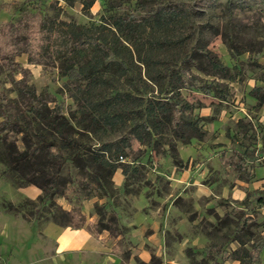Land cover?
Returning <instances> with one entry per match:
<instances>
[{
	"label": "trees",
	"instance_id": "1",
	"mask_svg": "<svg viewBox=\"0 0 264 264\" xmlns=\"http://www.w3.org/2000/svg\"><path fill=\"white\" fill-rule=\"evenodd\" d=\"M64 1L71 7L81 1L85 12L96 2ZM158 2L107 0L99 23L82 25L58 15L43 17L24 11L21 18L0 25V72L13 74L11 91L16 93L12 98L0 92V163L17 187L34 185L42 191L34 215L43 217L46 211L48 219L60 227L84 228V201L112 199L118 169L125 175L126 190L129 181L145 169L135 160H121L129 157L132 139L154 146V137H160L166 128L176 143L204 139L198 119L186 114L193 107L181 92L201 84L193 68L223 78H228L229 69L208 49V43L195 41L207 29L198 21L204 12L188 1ZM210 3L199 0L197 5L209 8ZM230 49L237 57L245 51ZM23 54L29 57V64L55 68L67 77L73 84L70 97L75 106L39 94L27 79L29 69L17 61ZM18 74L22 78L17 79ZM202 87L208 94L215 90L212 84ZM252 92L262 105L264 86ZM108 133L122 136L117 142H107L103 136ZM176 149V145L169 149L175 164L179 162ZM78 175L83 176L81 181ZM70 191L75 200L67 197ZM62 197L71 203L77 200L79 205L66 210L56 200ZM259 201L264 203V197ZM111 205L109 201L95 204L99 220L91 225L97 232L88 229L94 236L106 231L115 238L126 234ZM227 218L219 222L228 223ZM233 236L239 243L236 261L261 263L263 238H256L240 222ZM185 253L189 264H210L198 259L195 249Z\"/></svg>",
	"mask_w": 264,
	"mask_h": 264
},
{
	"label": "rangeland",
	"instance_id": "2",
	"mask_svg": "<svg viewBox=\"0 0 264 264\" xmlns=\"http://www.w3.org/2000/svg\"><path fill=\"white\" fill-rule=\"evenodd\" d=\"M137 1L133 0V3ZM173 1H188L194 9L204 12L198 21L206 24L207 29L204 34L197 35L195 41L208 43V49L216 53L229 69L228 78H223L206 75L193 68V72L202 79L201 84L181 92L183 100L193 107L186 112L187 116L198 119L205 131L203 140L195 138L184 144L189 148L194 142L205 141L208 153L200 154L202 158L192 163V168H197V164L205 165V175L201 181L192 178L177 197L170 198V181L166 176H170L171 168L169 164L166 168L161 164L163 168L160 171L159 160L163 159L160 156L171 158L178 171H185L188 166L182 159V144L176 143L170 128H166L160 137H154V146L132 139L129 157L124 162L135 160L145 169L129 181L127 190L124 184L123 189L112 194V199H107L116 211L127 215L131 213L132 202L141 194L149 199L150 208L155 209L159 205L161 213L162 205L155 200L169 197L167 199L172 205L169 202L165 206H172L168 215L172 230L166 231L165 236L171 251L187 238L186 250L195 249L200 260H209L210 264L214 259L217 261L215 264H240L234 259L239 243L234 241L233 233L238 223H246L249 232L264 239V203L259 201L264 197V103L259 106L252 92L255 87L264 86V0H209V8L198 6L199 0ZM106 3L107 0H96L90 12H85L81 1L71 7L64 0H0V25L21 18L24 11L43 17L58 15L61 20H74L82 25L99 23ZM230 46L245 50L244 54L235 56ZM28 58L23 54L17 61L21 67L29 69L27 79L35 85L38 93L48 94L57 103L75 106L74 99L70 97L73 84L68 78L61 76L55 68L29 64ZM13 77L9 71L0 72V92L12 98L16 95L11 91L14 88ZM16 78H22V74ZM210 84L215 90L208 94L202 86ZM55 105V102L51 104L52 107ZM121 136V133H108L103 140L117 142ZM175 145L179 161L176 164L171 157L173 152L169 150ZM77 178L81 181L83 176L78 175ZM200 186H207L209 193L198 192ZM21 188L25 187H17L6 173V166L0 163V264H160L151 246L146 248L152 254L150 263L140 258L139 249L131 248L132 242L126 237L130 229L121 240L112 239L117 245L110 252V257L90 252L57 256V243L43 234L44 225L52 222L48 219L49 214L44 211L43 217L34 215V210L40 206L39 197L33 200L25 198L28 195ZM72 194L67 192L71 200L74 199ZM98 200L97 203L103 205V199ZM67 201L72 209L79 205L77 200L71 203L64 197L60 200L61 205L57 203L65 209ZM84 202L81 213L86 219L88 211ZM91 212L97 215L95 205ZM110 215L112 212L109 210ZM225 216L228 223H220L219 220ZM91 224L93 221L85 227L97 232ZM177 224L181 225L179 229L174 227ZM103 234L106 233H97L96 237L106 243L108 241L102 237ZM246 239L249 240L248 237ZM247 246L250 248L251 242ZM259 264H264V251Z\"/></svg>",
	"mask_w": 264,
	"mask_h": 264
},
{
	"label": "crops",
	"instance_id": "3",
	"mask_svg": "<svg viewBox=\"0 0 264 264\" xmlns=\"http://www.w3.org/2000/svg\"><path fill=\"white\" fill-rule=\"evenodd\" d=\"M197 142L199 144L194 142L193 145L189 146V148L181 143L182 145L180 151L182 152V159L184 160L185 166H188L185 171H178L177 167L173 166V163H171L172 160L168 156H160L163 158L159 160L160 171L162 172L163 168L161 164H163L165 168L169 164V167L171 168L170 176H166L170 181V198L177 197L179 192L184 189L188 182H191L192 178L195 181H201V179L205 175V165L197 164V168H192L193 161L197 160L198 158H202L200 157V154L208 153L205 141ZM210 159L211 158H209V160ZM124 181L125 175L123 173V170L118 169V171L113 176V183H115V188L117 190L123 189V186L125 184ZM36 188L37 190H35ZM21 191L28 195L25 198H29L31 200H33V198L39 197L42 194V191L34 185L21 188ZM198 192L206 195L207 192L209 193V188L207 186H200L198 188ZM167 198L169 197L162 196L157 198L158 200H155L157 202L159 201L158 204L162 205V213L159 205L155 209L150 208L149 199H147L142 194L137 196L134 199V202H132L130 214L126 215L123 211H116V209H114L118 213L121 224L125 226L126 229H130L126 237H129L130 241L132 242L131 248L139 249V256L145 263H150L152 259V254L148 250H146L147 247L151 246L153 250H155L156 256L160 259V264H189L187 253H185V245H187L189 241L187 238L180 241L176 249L173 251H171L168 247L165 233L166 231L172 230L171 224H169L168 222V215H170L172 212V202H170V200ZM61 199H56L59 204ZM98 201V198L94 197L84 202V207H86V210L88 211V216L86 218L87 225L90 221H93V223L96 224L98 220V217L95 213H90V210L94 208L95 203H97ZM107 202V198L101 200L102 204H105ZM169 202L171 205L169 204L170 206H165ZM65 209H72V205L68 203V201L67 207H65ZM157 218L159 220L156 221ZM180 226V224H177L174 227H176V229H179ZM104 233L106 234H103L102 237L107 238L108 242L106 243L91 234L85 226L84 228L77 229H73L70 227L62 228L53 222H48L43 227V234L57 243V256L74 253L78 254L84 252L109 255L113 247L117 245V243L112 241V239L121 240L125 237V235H121L115 238L112 237L108 231Z\"/></svg>",
	"mask_w": 264,
	"mask_h": 264
},
{
	"label": "built area",
	"instance_id": "4",
	"mask_svg": "<svg viewBox=\"0 0 264 264\" xmlns=\"http://www.w3.org/2000/svg\"><path fill=\"white\" fill-rule=\"evenodd\" d=\"M122 161H125L123 158H121Z\"/></svg>",
	"mask_w": 264,
	"mask_h": 264
}]
</instances>
